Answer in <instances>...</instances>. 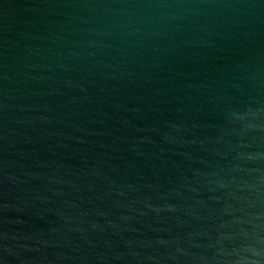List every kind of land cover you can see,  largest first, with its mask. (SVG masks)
I'll return each instance as SVG.
<instances>
[{
  "label": "water",
  "instance_id": "water-1",
  "mask_svg": "<svg viewBox=\"0 0 264 264\" xmlns=\"http://www.w3.org/2000/svg\"><path fill=\"white\" fill-rule=\"evenodd\" d=\"M0 264H264V0H0Z\"/></svg>",
  "mask_w": 264,
  "mask_h": 264
}]
</instances>
